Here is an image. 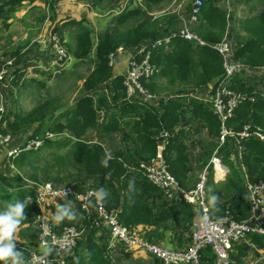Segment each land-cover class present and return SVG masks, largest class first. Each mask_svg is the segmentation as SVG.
Returning <instances> with one entry per match:
<instances>
[{
	"label": "trees",
	"instance_id": "obj_1",
	"mask_svg": "<svg viewBox=\"0 0 264 264\" xmlns=\"http://www.w3.org/2000/svg\"><path fill=\"white\" fill-rule=\"evenodd\" d=\"M23 1L25 0H1L0 19L7 23ZM43 1L50 7L55 5V0ZM173 1L144 0L145 9L138 8L120 14L116 27L98 35L96 45L91 29L82 25L76 35L75 46L65 44L77 63L86 64L92 57L93 68L81 79V94L76 101L71 105H61L60 97H49L27 113L16 112L8 118L4 117L6 129L2 130L5 132L19 134L30 131V138L42 136L47 131L64 134L62 137L46 140L38 150L21 152L14 160L20 173H15L14 176L0 173V210L10 201L19 199L26 202L25 217L17 228H20L19 236L27 244L37 245L38 231L32 223L39 207L35 203L34 190L22 188L26 180L37 184H67L78 192H84L88 188L97 191L103 189L107 193L101 198L105 207L120 211V221L126 227H149L143 236L154 243L161 238L162 229L176 230L174 237L178 242L190 244L196 216L192 205L168 201L161 189L146 176L130 168H138L141 163L155 156L158 144L156 137L165 131L169 137L163 156L168 171L186 190L196 184L198 177L195 176L190 149H200L198 161L201 162L199 168L202 169L217 148L221 120L214 114L209 103L186 95V91L203 90L221 79L224 74L223 59L209 44L201 46L179 36L171 38L168 50L161 47L151 55L150 62L157 70L155 74L150 79L142 80L149 92L163 97L157 102H127L125 76L113 77L114 71L110 65V55L115 54L119 48L134 53L142 45L180 29L182 24L176 14L154 13L156 8ZM219 1L221 0H203L199 20L193 28L206 43L221 42L228 30L229 21L219 7ZM45 17L41 16V22ZM253 21L245 20L241 23L247 33L245 38H240L237 31L231 32L233 38H237L236 45L233 43L234 59L252 70L264 67V12ZM233 38L231 37L232 41ZM20 50L18 48L12 52V57L19 56ZM24 61L23 65L27 66L28 63ZM19 67L14 71L13 79L19 77ZM256 78L249 80L243 75L234 78L231 88L237 93L254 98L253 101L244 100L239 104L233 117L228 120L227 127L234 131L242 130L247 124L264 129V96L257 89ZM164 93L169 94L163 96ZM110 102H115L114 106ZM100 112L105 113V121L99 123ZM195 122L201 128L198 134L192 129ZM91 130L104 135L121 134L123 146L110 152L99 142L85 140ZM202 130H206V138L201 137ZM243 144L242 161L249 178L251 181L264 180V144L256 140H248ZM233 153L236 150L232 142L226 143L219 150L218 155L228 165L229 173L224 180L217 183L213 181L217 186L216 200L209 203L212 218L230 211L237 221H241L249 216L250 206L246 186L235 167L236 162L230 159ZM105 160L106 163H102ZM76 175L83 176L84 180L75 179ZM209 178H212L211 172ZM130 180L133 181L131 188ZM27 198L30 199L26 201ZM61 205L75 215L59 221L60 227L84 224L88 229L73 255L67 258V264H114L109 259L111 252L106 247L105 234L90 226V218L85 211L78 209L74 212L66 204ZM248 243L263 248L264 236L250 235L249 242L234 244L230 264H244L251 246ZM22 248L15 247L14 250H21L27 256ZM121 252H125L124 249ZM201 261L202 264L216 261L211 248L201 252ZM151 264L161 263L159 260H152Z\"/></svg>",
	"mask_w": 264,
	"mask_h": 264
},
{
	"label": "built area",
	"instance_id": "obj_2",
	"mask_svg": "<svg viewBox=\"0 0 264 264\" xmlns=\"http://www.w3.org/2000/svg\"><path fill=\"white\" fill-rule=\"evenodd\" d=\"M203 6V0H194L193 4L185 5V0H174L172 9L164 12L176 14L181 22V27L176 32L157 39L150 44L142 45L136 52L131 54L125 74L124 86L127 102H157L160 98L152 94L142 84L143 79H150L157 71L151 64L150 59L154 51L161 47L169 49L170 40L179 36L185 40L195 42L198 45L209 44L223 59L224 74L218 81L210 84L202 90V96L189 94L203 102L211 105L212 111L221 120V131L217 139L218 145L213 152L209 162L198 172V181L189 190L181 187L174 176L168 171L163 156L166 141L169 134L165 131L156 137L158 144L156 154L147 162H143L138 168H130L143 174L147 179L161 189L168 201L188 203L196 208V219L194 232L190 244L184 248L170 249L151 242L142 237L138 229H130L120 221V211L108 210L101 199H97V190L88 188L84 192H78L71 185L45 182L37 184L26 180L22 184L24 189H32L35 192V203L39 212L32 223L38 231L36 247L45 250L38 251L36 248L23 247L27 252L26 264H67V258L72 256L79 242L85 237L87 228L84 224L60 227L52 215L47 211L51 203L55 206L66 204L74 212L78 209L85 211L90 218L92 227L102 231L107 249L111 252L121 251H144L152 260H159L161 264H202L201 252L211 248L216 256L214 263L206 264H230V255L234 244L238 242H249L250 235L264 236V180L251 181L248 176L245 164L242 161L244 142L256 140L264 144V129L253 127L247 124L240 131H234L227 127V122L233 117L236 108L244 100L253 101V96L237 93L231 86L234 78L243 75L249 80L254 77H261L247 65L234 59V44L228 32L224 39L215 44L206 43L194 31ZM39 42L46 46L53 54L50 63L52 76L61 73L70 60L65 49L59 31L53 30L47 38H39ZM119 48L117 51H121ZM116 51V53H117ZM116 53L110 55V65L114 67ZM14 60H7L0 64V147H8L14 137L11 132H5L6 120L2 117L6 103V91L9 83L14 78V71L17 69ZM20 73L30 70V65L19 67ZM23 75V74H22ZM9 80V81H8ZM264 96V93L257 88ZM201 91V90H200ZM188 95V94H187ZM58 134L47 131L42 136L29 138L23 145L8 149L10 159H16L19 154L26 150L40 149L46 140L62 137ZM228 142L235 145L236 153L231 157L241 167L247 189V201L250 206L249 216L237 221L230 211L223 215L212 218L211 206L207 198L206 187L209 173L217 182L225 179L229 173V167L218 155L219 150ZM200 154L199 148H191ZM198 154V156H199ZM30 198H27V201ZM110 255V256H111Z\"/></svg>",
	"mask_w": 264,
	"mask_h": 264
},
{
	"label": "crops",
	"instance_id": "obj_3",
	"mask_svg": "<svg viewBox=\"0 0 264 264\" xmlns=\"http://www.w3.org/2000/svg\"><path fill=\"white\" fill-rule=\"evenodd\" d=\"M143 4L144 0H55L54 7H50L49 4H46L43 0H35L34 2L25 0L21 5H19V7L16 8V11L12 14L11 18L7 20V23H5L6 21L4 22L2 19H0V43H4L6 41L8 44L26 43V47L23 48V50L21 48L20 52L22 51L21 53L24 54L25 62H27L28 65L31 64V69L29 72L30 76L27 78L31 81L29 83L30 88L27 90V92L29 91V93H31L32 91H36L37 88H34V85H40L41 89L43 88L42 90L44 91L43 94L41 93L42 96L45 94H49V84H51L52 82V69L50 68V63L53 59V54L49 49L46 48V46H41V44L38 42V36L40 34L44 33L45 35L47 34V36H49L51 31L58 29V31L61 32L60 35L62 41L64 42V45L66 44L75 46L77 41L76 35L80 31L82 25H84L91 29L92 39L96 45L98 35L116 27L117 17L120 14L138 8L143 9ZM218 5L225 12L227 20L229 21L228 32H230V37L232 38L233 35L231 32L233 30L238 32L240 38H245L247 36V33L243 30L241 23H243L245 20L253 21V19L264 12V0H242L241 2H236L235 0H221L219 1ZM162 7L163 5L161 6V8ZM156 10L159 11L161 9L158 7L154 10V12ZM43 15H45L46 17L45 20L41 22V16ZM253 23L254 21L252 22V24ZM236 39L237 38L235 37V39L233 38L232 41L235 45L237 41ZM131 54V52L124 51V49L121 51H117L115 66L113 67V77H115L116 75L125 76ZM6 55L7 54H5V56ZM91 58L92 57L87 60L88 63L86 64L90 65L92 69L93 66ZM0 59H3V54H0ZM78 64L82 63H77L75 58L72 56L68 61L66 67L71 71L73 70L72 68ZM253 71L264 76V67L255 68L253 69ZM61 74L62 73H59L60 77H58V80L62 77ZM20 84L24 85L25 83H23L22 81V83ZM110 85L111 84H108V86ZM79 89H81V86ZM20 94H23V91L20 92ZM30 109L28 111H30ZM194 124L195 126H198L197 122H195ZM29 133L30 131L28 133H12L14 137L12 143L8 147H0V173H3L7 176H14L15 173H20L19 167L14 162L15 159L9 158L8 149L23 145L30 138ZM201 137H207L206 130H202ZM190 138L191 137L189 136V139ZM230 159L233 160V157H230ZM235 166L238 165L235 164ZM200 170L201 169L199 168V166L197 167L194 164V171L196 173L195 176L197 175L198 177V172ZM240 175L241 180L245 185L244 176L241 172ZM212 180L217 183V181L214 180L213 175ZM208 201H210V199H208ZM210 203L212 204L213 202ZM192 207L194 208L196 214L197 212L195 206ZM56 208L57 206L52 203L47 207V211L50 215H52V217L56 212ZM195 219L196 216L194 218V223ZM149 229V227H138V231L142 237H144V231ZM175 232L177 231L162 229L160 231L161 238H159V240L157 241L158 243H156L170 249L184 248L185 246H187L186 244L178 242L176 237H174ZM19 234L20 228H16L15 232L13 233L15 247H33L40 252L45 251L41 248L36 247V245H30L29 243L27 244L19 236ZM248 244L251 246L249 247L247 258L244 259V264L259 263L262 259H264V247L259 248L254 244ZM121 253L122 252L120 250L113 252L112 255L109 256V259L112 261L114 259V256L116 255L117 257L118 255L119 260H129L127 264L152 263V257L144 251L135 250L125 251V254ZM253 256L256 257L255 262L251 260ZM22 264H26V261H22Z\"/></svg>",
	"mask_w": 264,
	"mask_h": 264
},
{
	"label": "rangeland",
	"instance_id": "obj_4",
	"mask_svg": "<svg viewBox=\"0 0 264 264\" xmlns=\"http://www.w3.org/2000/svg\"><path fill=\"white\" fill-rule=\"evenodd\" d=\"M194 0H185V5L188 4V6L193 4ZM172 4V3H171ZM171 4H163V7L160 8L161 10L159 11H155L154 13L156 15L163 13V11L171 8ZM41 37H45L47 38V34L45 35L44 33L40 34L38 36V42H39V38ZM40 43V42H39ZM14 43V44H8L7 41L4 43H0V54H3V59H0L1 64L4 63L7 60H14V64L16 65V67H19L21 65H23V61H24V54L20 53L19 56H17L15 58L12 57V52H14L15 50H17L18 48H25L26 47V43ZM41 46H43L42 43H40ZM64 44V42H63ZM31 46V45H30ZM33 47V45H32ZM30 47V48H32ZM65 49L67 50L70 58L71 53L70 51L67 49L66 45H65ZM22 52V51H21ZM7 54L5 56V54ZM5 56V57H4ZM8 57V58H6ZM20 58V59H19ZM25 63V61H24ZM31 65V64H29ZM70 69V68H69ZM73 70H68L67 67L61 71V78L58 80V77H60L59 74H56L55 77H52V82L51 84H49V94H45L41 96V93L43 94V88L41 89L40 85H34V88H37L36 91H32L31 93H29V91L27 92V90L30 88L29 87V83L31 80L27 79L30 74V70L28 69L26 72L22 73L23 75H19L18 78L13 79L7 88L6 91V103H5V108H4V113L2 115V117H9V115L14 114V113H27L28 110L31 107H34L35 105H38V103H40L41 101L49 98V97H55L58 98L60 97L61 105H71L72 103H74L76 101V99L80 96L81 94V79L84 78L88 72L90 71L91 67L88 64H78L76 66H74L72 68ZM256 83H257V88H259L263 93H264V79L263 77H258L256 78ZM16 80V82H15ZM252 80V79H251ZM9 81V80H8ZM25 83L24 85H21L20 83ZM45 85V84H44ZM40 87V88H39ZM27 88V89H26ZM23 91V94H20V92ZM19 93V95H18ZM169 93H164L163 96H168ZM189 94H196V96H202V90L200 91H193V90H188L186 91V95ZM126 99V97H125ZM115 102L111 103V106H114ZM32 109V108H31ZM30 109V110H31ZM99 123L100 122H104L105 121V113L104 112H100L99 113ZM192 125V129H195V133L198 134V132H201V128L199 126H195ZM62 134V133H61ZM201 135V134H200ZM85 140H88L90 142H99L102 145H104L106 148H108V150L110 152H113L116 148L123 146V140H122V135L118 134V133H110L107 135L101 134L98 131L95 130H91L84 138ZM191 139V138H190ZM192 148V147H191ZM195 149V148H193ZM198 154L195 151L192 152L191 155V161L193 164H195V166H200L201 162L198 161ZM236 165H238L237 163H235ZM204 166H202L203 168ZM238 168V170L242 173L243 175V171H241V167L235 166ZM196 168V167H195ZM196 170V169H195ZM75 179H79V180H84V177L81 175H76ZM206 193H207V198H210V196L214 195L215 193H217V186L214 185L212 178L208 177V181H207V187H206ZM21 251V250H20ZM23 252V251H21ZM121 254H125V252L121 253ZM252 261H256V257H252L251 259ZM22 261L25 262L27 261V256L25 254L22 253ZM129 260H119V256L116 255L114 256V259L112 260L113 263L115 264H127ZM136 264V263H134ZM257 264H264V259H262L259 263Z\"/></svg>",
	"mask_w": 264,
	"mask_h": 264
},
{
	"label": "clouds",
	"instance_id": "obj_5",
	"mask_svg": "<svg viewBox=\"0 0 264 264\" xmlns=\"http://www.w3.org/2000/svg\"><path fill=\"white\" fill-rule=\"evenodd\" d=\"M102 163H106L102 161ZM133 181H129V188L132 187ZM97 199H101L107 195L105 190H98ZM216 197L210 196V202H214ZM26 202L22 200L10 201L7 206L0 210V264H22V253L16 251L13 239V233L21 220L25 217ZM75 213L68 211L67 208L62 205H57L56 212L53 215V219L57 222L64 218H72Z\"/></svg>",
	"mask_w": 264,
	"mask_h": 264
}]
</instances>
